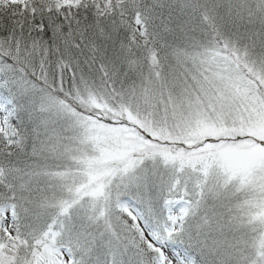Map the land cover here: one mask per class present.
Instances as JSON below:
<instances>
[{
	"label": "trees",
	"instance_id": "16d2710c",
	"mask_svg": "<svg viewBox=\"0 0 264 264\" xmlns=\"http://www.w3.org/2000/svg\"><path fill=\"white\" fill-rule=\"evenodd\" d=\"M244 5L243 0H0V100L6 103L0 211L11 217L10 264H33L43 249L54 252L56 246L67 247L68 264H156L157 252L131 219L115 211L116 199L130 202L146 229L161 232L168 227L164 202L183 200L177 231L167 243L187 264H264V218L256 216L264 194L236 186L237 171L224 170L218 155L264 149V3L253 14ZM184 71L189 86L176 76ZM207 71L215 72L226 91L230 109L224 107L222 118L216 101L203 112L199 96L212 87ZM186 85L190 108L201 112L184 135L165 129L150 91L159 86L184 95ZM46 99L98 127L93 140L118 149L89 151L93 158L121 159L104 170L88 164L92 173L84 177L82 166L70 161L66 149L75 148L69 142L57 160L55 142L60 148L64 131L55 136L54 125L68 124L71 113L62 116L51 105L43 112ZM204 121L213 134L196 138ZM213 165L225 173L218 189L214 178L221 174ZM131 167L141 180L125 185ZM182 171L190 174L188 184L175 177ZM80 210L96 222L90 226ZM241 216L250 221L246 228ZM257 218L260 224L253 222ZM247 230L258 231L250 238ZM66 236L69 243L62 246Z\"/></svg>",
	"mask_w": 264,
	"mask_h": 264
},
{
	"label": "rangeland",
	"instance_id": "374dc122",
	"mask_svg": "<svg viewBox=\"0 0 264 264\" xmlns=\"http://www.w3.org/2000/svg\"><path fill=\"white\" fill-rule=\"evenodd\" d=\"M244 10H246L249 14H253L257 7L259 5L264 3V0H243ZM246 66V64H245ZM208 76L211 79L212 87H208L205 90L207 92H204L201 94L200 99H202V103H204V109L203 112L208 111L211 106L215 104V101L217 103V109H218V115L219 117L226 116L227 111L224 109L229 108V102L223 100V94H226V91L220 86V80H218L215 72L209 73L207 71ZM205 75V74H204ZM179 79H181L183 82H186V84L191 83L190 75L184 71L181 73H177L176 75ZM199 82V81H198ZM91 84V82H89ZM203 82L200 81V84L198 87L201 88ZM1 84V83H0ZM182 84V83H180ZM187 86V85H186ZM184 87L185 94L184 95H171L166 92L163 88L157 86L155 88H152L150 91L151 99L153 97H156V106L159 109L158 116L160 117V120H162V124L164 125L165 129L167 131H173L176 133L186 134L188 133V125L191 126V119L193 118L194 121H198L200 118H198L200 109L198 107L194 108L193 110L190 108V101L188 99V86ZM154 87V85H153ZM195 89V88H194ZM196 90V89H195ZM207 93V94H206ZM90 101V100H89ZM46 104V109H43V112H48V107L51 105L54 107L58 113H60L62 116L67 113L66 111H69L68 109L64 108L63 106H60L57 103L51 102L49 103V100L47 99L44 101ZM92 104V102H89ZM6 103H3L0 100V130L3 128V121L5 117V113L3 112V105ZM65 111H63L64 109ZM230 109V108H229ZM188 110L190 111V115L188 116ZM192 110V111H191ZM65 112V113H64ZM201 112V111H200ZM71 114L67 113V117L64 121H67L68 124H64V126H61L58 122L55 123L54 128V135L58 136L60 134V131H64V133L61 135V144L60 148L58 147V140L55 142V152L58 157L56 159L58 160L59 156H64V148L65 145L69 146V142L72 143V146H70L71 149L75 150L71 151L69 149H66V151L70 155V161L77 163V165H81L80 167L81 174L91 175L92 169L88 168L87 165L90 164L94 166L95 168L99 167V169L104 170L107 166H109L112 162H117L121 159L119 155H114L112 158L108 155H103V158L101 156L97 155L93 158V154L89 151H96L98 153L104 151V152H110V151H118L116 148H112L110 144L107 141H98V139H95V135L97 132H100L98 127H94L91 124H88L85 120L79 118L78 116H75L72 112ZM202 117V116H201ZM207 120V119H206ZM203 121V120H202ZM201 122V121H200ZM203 125L202 129L198 128L196 138H202L207 135H211L213 126L209 125V123H206L205 121L201 123ZM213 125V124H212ZM78 129V131H74V129ZM83 129V130H82ZM195 138V139H196ZM114 147V146H113ZM76 150L79 151H87L89 153H78ZM219 161L220 165L224 170H226L230 175H235L237 171V175H239L237 179V184L239 188L245 187L248 189H253V194H258L261 191V195L264 194L262 192V189H260L259 184H264V149H261L260 147H254L244 152H236L233 150H225L219 152ZM100 158V159H99ZM214 163V162H213ZM128 168V165H124L123 169ZM220 169V166L213 165V171L215 169V173H220V175H216L214 178V187L220 188L221 183L224 181V170ZM98 169V168H97ZM121 170V172L123 171ZM225 171V172H226ZM235 172V173H234ZM224 173V174H223ZM105 176V173L103 174ZM101 176V174L97 175L96 177ZM175 177L184 179L185 182L188 184V180H190V174L188 171H182L177 172L175 174ZM127 182H125V185H130V181L134 182L135 179L141 180V174L137 172V170H134L132 167L128 169V174L126 176ZM91 179V178H90ZM234 180V179H233ZM232 180V181H233ZM236 180V179H235ZM225 182V181H224ZM236 182V181H235ZM197 185L199 186V181H196ZM206 183V182H204ZM206 185V184H205ZM204 185V189H205ZM116 185L111 186V189H114ZM118 187V185H117ZM206 189L211 190V185L206 187ZM92 194H95L93 191ZM251 192H247V198L250 199V197L253 196ZM115 211L118 213H122V215L128 217L132 221L133 228L137 231L138 235L145 240V242L149 243L151 247L157 252L158 256V262L156 264H187L188 258L184 257L180 252L176 251L175 249H172L167 241L172 239L173 233L177 231V222L180 216L182 215V211L185 205V202L183 200H174V201H166L164 202L165 212L164 216L167 220L168 227H164L162 232L158 231L156 229H146L138 215V213L135 211L133 206L130 204V202L121 201V199H116L115 201ZM260 210L256 214V216H261V220L264 218V205L259 206ZM90 210H94V208H89ZM92 210V211H93ZM81 211V218L83 219H89V225L92 226L96 222L95 217L92 215V213L89 215L85 212V210ZM239 222H241V225L243 228H246L250 221L248 219H243V216H241L238 219ZM256 224H260V219H256V221H253ZM10 227H11V217L8 212H1L0 211V264H10L12 262L13 256H14V247L9 244V240L12 241V235L10 234ZM156 228V227H154ZM258 230H247V234L250 238H253V235ZM160 232V234H159ZM68 236L65 237V241H63L62 246L64 243H69ZM14 242V241H13ZM78 241H76V244ZM67 248V247H66ZM65 246L59 247L56 246L54 248V252L50 250L43 249L39 255L35 258V261L33 264H68L69 258L66 255L65 252Z\"/></svg>",
	"mask_w": 264,
	"mask_h": 264
}]
</instances>
